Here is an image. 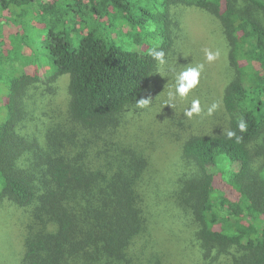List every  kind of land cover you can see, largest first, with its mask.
<instances>
[{"label":"trees","instance_id":"obj_1","mask_svg":"<svg viewBox=\"0 0 264 264\" xmlns=\"http://www.w3.org/2000/svg\"><path fill=\"white\" fill-rule=\"evenodd\" d=\"M179 6L219 28L224 120L182 142L184 168L164 190L122 125L171 53ZM28 7L47 28L35 72L18 68L11 36ZM40 76L68 77L66 109L45 115L43 133H25L23 99ZM148 195L185 214L203 264H264V0H0V204L25 211L17 264H166L151 244Z\"/></svg>","mask_w":264,"mask_h":264},{"label":"rangeland","instance_id":"obj_2","mask_svg":"<svg viewBox=\"0 0 264 264\" xmlns=\"http://www.w3.org/2000/svg\"><path fill=\"white\" fill-rule=\"evenodd\" d=\"M238 4L242 5L241 2ZM26 10L27 15L21 18L24 28L21 37L10 34L14 28L10 30L7 27L5 30V33L9 31L8 35L14 36L17 51L21 50L22 57L18 62V68L21 69V63L25 61L28 69L32 66L28 65L34 61L45 64L48 54L47 28L33 18L29 7ZM173 22L177 28L176 42L168 59L152 78L147 94L142 98L148 101L147 106L137 107L136 104L126 113L122 125L123 136L145 150L144 154L149 160L146 177L150 176L151 185H163L161 188L164 190L172 188L176 174L184 168L180 155L182 142L190 135H201L216 128L224 120L221 108L224 48L216 21L199 9L179 6L173 9ZM120 38L122 37L117 39L113 35L111 39L117 44H124ZM206 48L219 49L221 57L214 62H206ZM201 63L204 64V69L200 83L186 98H180L176 94L180 72L188 66L194 67ZM30 70L36 71L35 67ZM67 81L68 77L62 76L49 83L40 76V80L23 99L27 116L20 124L22 132L43 133L44 126L51 122L46 120L45 115L64 113L68 100ZM193 99L200 100L201 113L189 119L184 113L191 107ZM213 103H217L219 108L208 115V108ZM34 124H38V130L34 128ZM149 197L147 205L153 215L149 224L151 244L163 252L166 264H203L192 240L188 228L190 223L185 214L167 197ZM24 214V210L7 202L0 204V264H17L21 257Z\"/></svg>","mask_w":264,"mask_h":264},{"label":"clouds","instance_id":"obj_3","mask_svg":"<svg viewBox=\"0 0 264 264\" xmlns=\"http://www.w3.org/2000/svg\"><path fill=\"white\" fill-rule=\"evenodd\" d=\"M153 59L160 61L163 63L164 61V52L162 50L157 51L156 49L150 50L149 53ZM205 60L208 63L214 62L221 57V51L219 49H204ZM204 69V64H197L196 66H188L185 70L181 71L178 77L179 86L176 88V94L180 98H186L191 90L197 87L200 83L201 73ZM148 101L146 100H138L137 107H146ZM219 105L217 103H213L210 108H208V115H212L217 109ZM201 113V105L199 99H193L191 101V107L185 111V116L191 119L194 115H199ZM247 122L243 117H240L237 122V129L240 133H245L247 131ZM226 136L228 139L235 138L236 143H240L242 141V136H238L237 132L234 130H227Z\"/></svg>","mask_w":264,"mask_h":264}]
</instances>
